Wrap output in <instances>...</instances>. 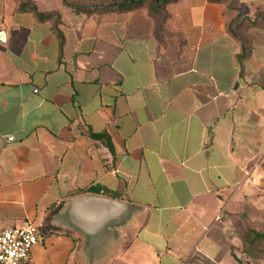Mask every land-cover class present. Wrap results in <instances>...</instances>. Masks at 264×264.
Wrapping results in <instances>:
<instances>
[{"label":"crops","instance_id":"obj_1","mask_svg":"<svg viewBox=\"0 0 264 264\" xmlns=\"http://www.w3.org/2000/svg\"><path fill=\"white\" fill-rule=\"evenodd\" d=\"M12 1L0 0V230L37 228L22 264H84L59 211L90 185L142 209L98 264L260 261L239 234L264 178V0H176L157 15L148 0L90 14L32 0L57 15L61 44L55 17Z\"/></svg>","mask_w":264,"mask_h":264},{"label":"water","instance_id":"obj_2","mask_svg":"<svg viewBox=\"0 0 264 264\" xmlns=\"http://www.w3.org/2000/svg\"><path fill=\"white\" fill-rule=\"evenodd\" d=\"M4 38V32L0 31L1 43ZM141 210L119 199L88 193L66 199L59 213L67 227L83 238L79 252L84 264H98L112 248L123 227Z\"/></svg>","mask_w":264,"mask_h":264},{"label":"trees","instance_id":"obj_3","mask_svg":"<svg viewBox=\"0 0 264 264\" xmlns=\"http://www.w3.org/2000/svg\"><path fill=\"white\" fill-rule=\"evenodd\" d=\"M147 0H91L88 3L85 2V0H76L74 2H68L65 0V4L71 8L74 12H83L85 14H90L93 12H107V11H126L130 10L132 8H135L145 2ZM176 0H148V7L150 12L153 15L160 14L163 10L164 6L167 3L174 2ZM211 2H217V3H223L227 0H208ZM231 3L234 2V0H229ZM18 12H30L32 13L39 21H44L51 19L53 17L56 18L54 20V32L57 35L58 39L60 40V44L62 42V36L57 29V15L55 13H41L37 10L36 6L32 2V0H18ZM263 15L260 13H256L254 16L253 21H250V24H254L257 22V19H263ZM231 33V31H230ZM241 45V52L237 56L238 60H241L242 57L245 56L247 52V48L245 46L244 39H238ZM88 137L90 139L99 140L101 141L110 151L111 154H113V148L111 146L110 140L107 137L106 134H94L91 132H88ZM82 192H90V193H103L107 196L116 198V194L110 191H107L106 189L101 188L97 185H90L87 188L81 189L78 191V193ZM251 223H253V219L250 220L245 224L244 230L239 234V238L241 240V250L243 253L249 255L252 258H260L264 257V255L257 254L258 252V243L264 244V232L258 231L254 227L251 226Z\"/></svg>","mask_w":264,"mask_h":264},{"label":"built area","instance_id":"obj_4","mask_svg":"<svg viewBox=\"0 0 264 264\" xmlns=\"http://www.w3.org/2000/svg\"><path fill=\"white\" fill-rule=\"evenodd\" d=\"M37 240V228L31 223L0 230V264H22Z\"/></svg>","mask_w":264,"mask_h":264},{"label":"rangeland","instance_id":"obj_5","mask_svg":"<svg viewBox=\"0 0 264 264\" xmlns=\"http://www.w3.org/2000/svg\"><path fill=\"white\" fill-rule=\"evenodd\" d=\"M12 0H4V9L9 12L10 7L12 5ZM262 172V169L256 173V179L257 176L260 175ZM264 176V175H263ZM254 186L258 187L259 193H258V203L252 204L251 212L253 213V223H251V226L257 229L258 231L264 232V178L263 181L254 182ZM258 252L257 254L264 255V244L258 243ZM259 259L256 264H264V257L256 258Z\"/></svg>","mask_w":264,"mask_h":264}]
</instances>
